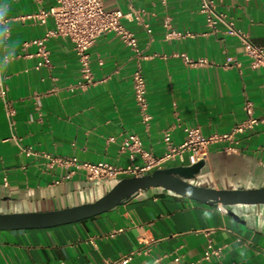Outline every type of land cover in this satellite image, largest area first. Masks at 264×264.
Listing matches in <instances>:
<instances>
[{"label":"crops","instance_id":"0c3cea01","mask_svg":"<svg viewBox=\"0 0 264 264\" xmlns=\"http://www.w3.org/2000/svg\"><path fill=\"white\" fill-rule=\"evenodd\" d=\"M217 11L264 47V0H214ZM57 0H0L7 8L0 31V213L46 212L90 202L107 185L92 182L79 163L127 166L130 136L154 156L166 152L171 132L179 145L186 128L204 136L230 132L246 120V103L264 114V69L253 65L241 41L220 25L211 29L197 0H106L125 13L124 27L137 47L107 33L90 48L93 81L79 86L81 65L65 37L46 41L47 65L32 41L55 27L36 17ZM183 55L201 65L188 64ZM141 65L147 83L145 121L136 105L133 74ZM50 156L51 158H49ZM138 161L141 158L138 157ZM170 162V166L190 165ZM199 185L264 186V122L209 147ZM220 256L204 260L208 242ZM264 264V205L245 222L225 209L161 188L81 221L50 228L0 230V264Z\"/></svg>","mask_w":264,"mask_h":264},{"label":"built area","instance_id":"2783aa9c","mask_svg":"<svg viewBox=\"0 0 264 264\" xmlns=\"http://www.w3.org/2000/svg\"><path fill=\"white\" fill-rule=\"evenodd\" d=\"M106 0H57V6L48 10L41 11L36 17L41 24H46L48 18L52 16L55 27L47 31L41 39L32 42L38 46V55L41 61L38 67L47 65L49 62L50 51L46 41L52 37L60 36L68 38L74 45L75 52L81 65V78L79 86L87 87L93 81V73L90 63V48L96 40L107 33H113L130 45L137 47V39L134 34L128 31L122 20L126 16L121 9L109 10L105 6ZM200 12L204 15L207 25L216 30L220 25L225 27L226 33L237 37L244 46L245 54L252 58L253 65L264 69V47L254 44L249 36L238 30L234 23L226 16L217 11L214 0H197ZM165 4L166 0H162ZM1 8V6H0ZM6 17L2 22H6ZM185 61L190 65H201L206 63L205 59L194 61L187 55H183ZM133 86L136 105L142 113L144 120L149 121V103L147 95V83L141 65H138L133 74ZM7 88L0 80V94L5 97ZM245 110L248 118L238 123L230 132L204 136L197 127L186 128L187 139L184 143L176 145L172 141L171 132H166L164 141L166 152L162 156H154L150 151L142 147L140 139L136 136L128 137L122 146L123 150L130 149L129 164L127 166H116L107 162L98 163H79L76 158L64 159L55 158L53 161L60 165L73 164L83 168L90 181H108L124 177L139 176L152 173L157 169L168 167L170 162H186L188 157L191 164L206 159L209 156V147L214 143L232 140L237 134L255 128L264 122V114L255 116L250 102L246 103ZM51 158L50 156H48ZM138 157L141 161H138ZM220 209H223L220 207ZM222 247H216L209 241L204 254V260H211L213 256H220ZM130 256L108 262L105 264H122L128 262Z\"/></svg>","mask_w":264,"mask_h":264},{"label":"water","instance_id":"95a60500","mask_svg":"<svg viewBox=\"0 0 264 264\" xmlns=\"http://www.w3.org/2000/svg\"><path fill=\"white\" fill-rule=\"evenodd\" d=\"M206 159L190 165L170 166L149 174L102 182L105 193L93 201L46 212L0 213V230L50 228L81 221L124 205L150 189L161 188L180 196L222 207L236 220L245 222L256 206L264 205V186L255 188H215L196 183Z\"/></svg>","mask_w":264,"mask_h":264},{"label":"clouds","instance_id":"9594fccd","mask_svg":"<svg viewBox=\"0 0 264 264\" xmlns=\"http://www.w3.org/2000/svg\"><path fill=\"white\" fill-rule=\"evenodd\" d=\"M7 14V8H0V31L6 30L5 25L2 23L3 18Z\"/></svg>","mask_w":264,"mask_h":264}]
</instances>
